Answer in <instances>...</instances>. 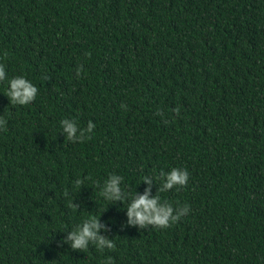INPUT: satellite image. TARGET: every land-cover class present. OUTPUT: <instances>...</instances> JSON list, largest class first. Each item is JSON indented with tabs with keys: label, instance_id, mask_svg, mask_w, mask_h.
Here are the masks:
<instances>
[{
	"label": "trees",
	"instance_id": "obj_1",
	"mask_svg": "<svg viewBox=\"0 0 264 264\" xmlns=\"http://www.w3.org/2000/svg\"><path fill=\"white\" fill-rule=\"evenodd\" d=\"M0 63V264H264V0H0ZM17 76L34 102L10 103ZM64 119L95 127L73 143ZM173 168L161 203L189 213L127 226ZM93 216L114 250L61 246Z\"/></svg>",
	"mask_w": 264,
	"mask_h": 264
},
{
	"label": "clouds",
	"instance_id": "obj_2",
	"mask_svg": "<svg viewBox=\"0 0 264 264\" xmlns=\"http://www.w3.org/2000/svg\"><path fill=\"white\" fill-rule=\"evenodd\" d=\"M8 57V53H4V58ZM83 66L77 68V78H79ZM7 80L5 66L0 63V83ZM9 89L7 91V97L13 105H28L37 97L38 89L31 82L21 76H17L8 81ZM123 107V105H122ZM179 114V109H176ZM7 121L0 117V130L7 131ZM63 132L66 135V140L73 143L84 142L87 138L86 134L91 133L95 127L92 121L88 122L86 129L78 128L77 124L73 120L64 119L61 122ZM160 177L163 179L162 186L160 187L157 195L152 196V184L153 180L150 176L143 178V183L149 185L145 194L136 195L132 198L131 203L128 205L127 212V226L139 227L140 229H146L148 226H153L159 229H167L173 224H176L183 216H186L190 207L184 205L183 207L174 209L173 206L167 201L161 203L159 193L169 191L174 187L179 190L187 185L189 180V173L186 169L173 168L169 173L161 171ZM87 179L91 180V177ZM123 178L118 175H111L105 181L100 195L108 200L115 202H123L127 199V193L122 190ZM83 180H76L77 186H82ZM98 184V182H97ZM65 197L68 196V192L65 191ZM70 207L79 208L76 203H70ZM110 231L105 225L101 224L100 219L96 217H90L85 219L83 223L74 230L67 232V236L61 241L63 244H68L72 250L85 252L89 245H94L98 250L104 249L114 250L116 245L113 239H109L106 236L101 235V231ZM103 264H114L113 258L108 257Z\"/></svg>",
	"mask_w": 264,
	"mask_h": 264
}]
</instances>
